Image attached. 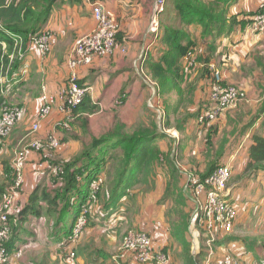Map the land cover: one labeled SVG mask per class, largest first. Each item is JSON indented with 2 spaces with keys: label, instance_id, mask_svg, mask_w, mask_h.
Instances as JSON below:
<instances>
[{
  "label": "crops",
  "instance_id": "0c3cea01",
  "mask_svg": "<svg viewBox=\"0 0 264 264\" xmlns=\"http://www.w3.org/2000/svg\"><path fill=\"white\" fill-rule=\"evenodd\" d=\"M260 1L239 0L236 6L233 7L235 11L231 12L237 15L255 12L259 7H256V5ZM99 2H102L105 9L117 17L122 26L119 34L121 40L118 38V47L113 56L95 58L92 64L80 67L77 70L79 83L91 89L88 96L93 104L100 108L99 112L89 116L85 122H75L76 118L73 119L70 122L71 130L65 133V129L62 126L70 118L69 114L63 109L62 96L69 86L71 74L68 67V57L75 41L79 37L92 33L97 27L93 14L92 0H63L58 2L50 12L46 22L42 25L43 30H49L56 36V41L50 54L47 57H43L37 51H28L22 57H18L20 64L15 71L17 79L14 89L9 94L10 101L13 104V101H17L15 105H21L26 112L25 117L20 121H23L20 128L29 129L31 123L38 120V100H40L44 89L46 90V94L54 101L53 111L47 119L41 121L38 137L46 139L50 135H56L59 140L65 141L64 150L61 153L57 151L58 153L55 154L61 155V158L66 162L75 160L85 151L93 138L105 135L117 124L126 125L128 131L133 133L138 126L156 122L159 125V131L163 132L159 123L160 117L153 116L151 111L149 113L148 109L150 110V108L147 104L148 78L157 87L158 83L151 78L148 70L145 67L142 68L141 65V62H143L142 56L146 59L149 50L152 48L149 25L153 11V1L100 0ZM187 30L192 37L195 38L197 36L201 40L202 32L198 27L191 26ZM249 32L251 33L250 30H248ZM242 35H244V31L240 26L230 36L217 39L216 42L214 41L215 47L212 55H210L212 60H214L215 52L217 51L222 58L223 63L219 65L225 73V78L229 81L232 80L233 83L245 84L244 86L249 90L254 105L259 110L260 103L264 98V89H262L264 80L260 77L261 73L259 71L251 73L250 69L253 65H248V63L238 64L235 61L238 49L241 48L239 46L242 45ZM122 47H126V53L122 51ZM200 49L203 52L197 53L198 58L206 53L204 47H200ZM194 64L192 71L189 70L187 60L183 61V65L188 68L186 70L188 82L196 85L194 101L198 104H203L206 101L208 102L210 96V73L205 68L203 60L198 59ZM177 99L178 97H175L176 101ZM170 122L174 123L172 117ZM192 124L184 132H179L176 128L169 129V132H175V134H170L167 131L169 139H158L155 145L171 161H174L177 156H181V158H176V162L181 160V163L186 162V165L182 163L185 166L207 173L209 170V165L207 164L211 159L207 160L204 156L207 150L203 136L204 132L201 134L200 131H196L194 128L195 124L193 122ZM225 125L226 123L224 127ZM254 135L264 136V115L254 126L248 129L239 144H235L230 148L227 146L224 153L220 157L218 156L221 158L220 165H229L233 170L229 190L232 197L239 203L240 215L234 231L239 237L248 236L237 234V228L251 230V224L257 230L264 226V172L248 180L241 181V179H237L249 160L248 150ZM111 146L112 144H109L108 148L111 149ZM212 155L213 158L216 157L213 152ZM164 156L162 160L165 159ZM38 159V154L33 152L29 164L33 160L35 162L38 161ZM83 160L84 162L79 163L78 168L89 164L87 157L83 158ZM29 164L25 171V184L29 185L26 189L27 194L32 193V190L41 185L43 180L42 177L37 174L38 177H36L31 172ZM107 168L105 166L101 174H106L108 177L111 174L104 172L105 170L107 171ZM173 171L166 161H162L160 166L157 167L155 175L149 178V182L142 181L140 184H135L128 195L120 201L118 208L108 209L109 218L107 213L106 217L104 212L99 213L96 219L93 220L96 225L95 228L90 226L83 234V239L80 242L83 248L87 250L78 256L77 264H89V262L96 260L98 251H100V258L96 264H117L113 259L119 252L123 237L127 233L126 229L146 231L152 237L154 246L158 251L166 250V252H170L177 249L179 245H182L183 250L185 248L183 242L173 236L175 227L173 224L169 225L167 210L177 205V201L181 199L185 200V204L187 202L186 205L188 207H193V205L184 191L186 179L180 171H177V173ZM88 175L89 172L86 169L85 174L81 178L85 179ZM45 182L50 184L46 179L44 180ZM88 185V182H83L77 187L80 190L87 188ZM141 186L142 188H139ZM25 200L26 197L24 198V195L21 196V201ZM246 202L249 203L248 208L247 206L245 207ZM185 209L188 213L187 207ZM74 215L75 213L71 215L70 223H72ZM176 222H181L180 216ZM15 225L19 226L17 227L20 232L19 238L22 240L33 238L36 241V246L30 247L33 253L40 254L47 250L53 258L61 257L54 242L49 244L43 242V238H45L42 235L43 229L35 220L33 221L30 218L28 224L15 223ZM115 227L116 229L114 230ZM28 233L31 235L27 237ZM233 234L220 240L219 247L223 250V253L238 260L240 264L262 263V258L264 257V235L249 236L257 241L256 251L253 252L247 250L241 242H226L227 238L233 236ZM184 238L187 242H190L192 253L193 239L190 232V223ZM21 239L16 244L20 243ZM125 264L140 263L134 257H130Z\"/></svg>",
  "mask_w": 264,
  "mask_h": 264
},
{
  "label": "trees",
  "instance_id": "16d2710c",
  "mask_svg": "<svg viewBox=\"0 0 264 264\" xmlns=\"http://www.w3.org/2000/svg\"><path fill=\"white\" fill-rule=\"evenodd\" d=\"M59 1L62 2L63 0H0V78H8L11 80L16 76L15 71L18 69L20 61L18 62V59H9V55L14 50L17 52L19 50V48H16V38H23L24 45L22 50H26L28 48V38L33 34L44 31L42 25L46 22L50 12ZM93 1L95 2L96 0ZM238 2L239 0H168L166 10L161 15V35L157 40H154V37L150 36L152 39L150 43L152 44V48L147 54L148 56L144 61V65L141 62L142 68L145 67L151 78L158 83L156 89L157 101L150 108V111L153 116L160 117V124L163 125L162 122H165V126H163L165 132L159 131V125L156 122L138 126L134 129L135 131L133 133L128 131L126 125L117 124L105 135L93 138L85 151L75 160L66 162L62 159L63 162L57 164L64 167L65 170V174L62 176V182L55 177L53 180L51 179V183L49 180L50 184H46L43 179L41 185L35 187L30 194L26 192L29 185L24 184L22 196L24 195V198L26 197V202L21 201L19 211L15 216L11 217V233L5 243L8 253L14 255L22 251L23 257L20 260L12 258L6 264H77L78 256L87 250L83 248L80 242L83 239V235L78 239L73 237L74 226L80 216L78 210L79 205H86L89 208L87 228L90 226L91 228H95L96 225L93 220L96 219L97 215L104 212L105 217L107 213L109 218L110 214L108 209L118 208L121 203L120 201L128 195L135 184H140L142 181L149 182V178L155 175L157 167L160 166L162 161H166L171 167V170H174L173 172L177 173V171H180L175 162L173 160L172 162L168 157L164 156L158 146L155 145L158 139H169L167 130L171 128H176L179 132H184L188 127L193 125V122L196 131H200L201 134L204 132L203 136L207 149L204 156L207 160L211 159L207 164L209 165V170L205 173L190 167L191 170L196 171L204 178L209 176L217 167L221 166V158L219 157L224 153L225 148L239 144L248 129L254 126L264 115L263 98L259 110L253 116L251 115L252 117L247 123L243 124L242 121L238 122L233 117L235 113L242 110L240 109L242 103L232 109L235 110L233 115L230 112L232 110H228L222 114L215 121L217 124L215 122V124H212L209 121L204 123L199 122L201 115L212 107L211 94L213 92L214 79L209 65L213 62L211 55L215 47L214 41L216 42L217 39L230 36L240 26L244 32L249 29L252 31L250 25L252 19L250 18L255 16L260 9L248 14L241 13L230 16L232 7ZM169 9L171 10V17L166 22L167 24H164V19ZM191 26L198 27L201 30L200 43L189 34L187 29ZM201 43L206 45L205 47L208 48V52L198 58L197 53L200 47H202L200 46ZM189 56L192 57L189 58ZM192 58L195 60L194 63L198 59L203 60L205 68L210 73V96L208 102L206 101L203 104H198L194 101L196 85L188 82V77L186 76V70L188 68L183 65V61L187 60L189 70L193 71L195 64L190 62V60H193ZM255 61L256 64L250 71L253 73L259 70L261 73L260 77L264 80V60L255 57ZM4 88L5 85L0 83V91H3ZM171 94L173 98L170 99L169 96ZM88 95L89 93L86 95L82 104L73 111L72 116L74 119L76 118L75 122H85L89 116L97 114L100 110L97 105L93 104ZM175 97H178V99L173 106L172 102H174ZM1 98L2 100L0 99V101L3 103L4 96ZM4 102L6 103L5 98ZM171 117L174 119V123L170 122ZM230 117H232L230 120L234 128L232 132L233 140L228 137L223 138V133L221 132L224 124H228ZM218 134H221L220 138H218ZM61 142L65 145V141L61 140ZM109 144H112L111 149L108 148ZM213 145H215V149H213ZM105 148L106 150H104ZM212 152L213 154L215 153V158H213ZM48 153L55 154L58 152L42 151L38 155V158L42 159L43 155H48ZM248 154L249 160L241 175L237 177L241 181L248 180L264 172V136H252V143L249 147ZM163 156L165 157L164 160H162ZM85 157H87L89 164L78 168L79 163L84 162L83 158ZM49 158H52V156L49 155ZM93 165L95 166L92 167ZM105 166L108 167L107 173L110 170L109 174L111 175L110 178L107 177L105 180L100 192L93 194L89 185L83 191L78 189V178L85 174L86 169H88L89 175L85 179H87L86 181L89 184L95 177H105L101 174ZM11 171V167L6 171L8 186L0 185V202L13 184L12 176L10 177ZM48 174V171H46L45 175ZM186 204L184 199L177 201V205L182 208L181 211L179 210L180 213H178L181 222L174 225L173 236L183 242V246L185 247L183 257L187 260V264H200V261L191 253L190 242H187L184 238L188 231L193 211V207H188ZM185 207H187L188 213L184 211ZM73 213L75 215L69 226L67 225V217ZM30 218L33 221L35 220L43 229L42 235L45 237L43 238V242L46 244L54 242L58 247L61 257L55 259L47 250L40 254L33 253L30 247L36 246V241L33 238L24 240L19 238L20 232L17 229L19 226H16L15 223H22V225L25 223L28 224ZM66 226H68V230ZM137 231L146 232L138 229ZM29 235L31 234L28 233L27 237ZM20 239L22 241L16 244ZM230 241L243 243L249 251L254 252L257 248L255 238L233 235L228 237L226 242ZM155 250L158 251L156 248ZM72 252L76 255L74 259L71 258ZM163 252H166V250ZM99 254L100 251L96 254V260L89 262V264H96L100 258ZM27 258L28 260L26 261ZM262 260L260 264H264V257Z\"/></svg>",
  "mask_w": 264,
  "mask_h": 264
},
{
  "label": "built area",
  "instance_id": "2783aa9c",
  "mask_svg": "<svg viewBox=\"0 0 264 264\" xmlns=\"http://www.w3.org/2000/svg\"><path fill=\"white\" fill-rule=\"evenodd\" d=\"M153 1V11L149 25V34L157 40L162 32L161 15L165 12L168 0H143ZM94 18L97 22L96 29L85 36L79 37L68 57L70 68L69 86L64 91L62 99L64 110L69 114V120L65 126L68 127L73 118V111L82 104L90 88L79 84L77 70L80 67L93 63L95 58H107L114 55L118 47V35L121 31V23L110 11H107L102 2H92ZM259 11V12H258ZM253 16L251 29L254 33L264 32V0H261L260 9ZM15 37V36H12ZM56 41V36L49 30L40 31L28 38L27 49L22 50L23 38H16V48L9 55L10 60L22 57L28 51H37L41 56L47 57ZM126 53V47H122ZM199 52H203L199 49ZM144 62V56H142ZM192 56H189V58ZM189 58H187L189 60ZM193 59V58H192ZM194 59L190 62L194 64ZM214 84L211 94L212 107L205 111L199 118L200 123L206 121L215 122L219 117L238 107L246 98L245 90L233 85L224 86L223 75L217 64L212 62L209 65ZM16 76L9 80L0 78V83L5 85L2 95L6 99V105L2 108L0 119V143L8 138L23 119L25 112L19 105H9V94L15 87ZM54 101L46 94L44 89L38 104V120L32 125L30 133L33 138L22 146L15 156L11 166V179L13 184L6 196L0 202V264L8 263L12 258H22L23 252L19 251L14 255L7 252L5 243L11 233V217L19 211L21 205L22 189L25 184V171L30 162L33 152L38 155L42 151H63L65 145L56 135H50L46 139L38 137L41 129V121L47 119L53 111ZM1 150V148H0ZM181 174L186 179L184 191L191 200L193 211L190 219V232L193 239L192 253L200 261V264H240V262L228 254L223 253L219 247L223 237L234 233L240 211L239 203L232 197L229 190V183L233 177L232 167L221 165L209 176L202 178L196 171L176 162ZM34 170L38 174H45L48 171L50 183L57 177L62 182L65 174L61 165H49L39 158L34 162ZM36 173V174H37ZM52 179V180H51ZM87 182L83 177L78 178V185ZM105 179L95 177L89 183L93 194L101 191ZM55 186V185H54ZM80 216L74 226L73 237L78 239L87 228L89 208L86 205L80 206ZM221 252V253H220ZM131 256L135 257L140 264H171L169 256L163 251H156L152 237L142 231L130 230L123 237L119 252L115 255L114 261L117 264H124ZM76 257L71 253V258Z\"/></svg>",
  "mask_w": 264,
  "mask_h": 264
},
{
  "label": "rangeland",
  "instance_id": "374dc122",
  "mask_svg": "<svg viewBox=\"0 0 264 264\" xmlns=\"http://www.w3.org/2000/svg\"><path fill=\"white\" fill-rule=\"evenodd\" d=\"M260 5H261V1L257 3L256 7L259 6L257 9L260 8ZM232 9H233V7H232ZM232 9H231V11H235L234 10L235 8L233 10ZM231 11H230V16L237 15V14H233ZM170 14H171V10L169 9V12H167V15L164 19V24H167L166 22L169 21V19L171 17ZM150 18H151V16H150ZM249 33L247 31V33L244 32V35H242V37H241V44L242 45L239 46L241 48L238 49V54L235 57L236 58L235 61L238 64L248 63V65L254 66L256 64L254 57L262 58L264 60V32L254 33L251 31V33L250 34ZM195 38L200 43L201 40L197 36ZM234 45L236 46V44H234ZM200 46L204 47L206 53L208 52V48L205 47L206 45L204 43H201ZM215 54H216L215 59L212 61L215 64H217V66L219 67V69L222 72V75L224 78L223 85L224 86L233 85V86H236V87H239V88L245 90V94H246L245 98L246 99L240 105V109H242V110H240L238 113H235V110H232L230 112L232 115L235 113V116H233V117L236 118V120L238 122L242 121L243 124L247 123L251 119V117L254 115V113L256 111H258V109L256 108V106L253 103V100L250 96L249 90L246 89V87L244 86L245 84L241 85V84H239V82L233 83L232 80H230L231 81L230 82L229 80H227L225 78V73H224L223 69L219 66L220 63H223L222 58L220 55H218L217 51L215 52ZM257 71H259V70H257ZM239 81H241V80H239ZM149 83H150V86H149ZM147 86L149 88V90L147 92V104H148V107L151 108L155 105V103L157 101V98H156L157 85L153 84L152 81L148 78ZM1 97H3V96H2L1 91H0V99L2 100ZM169 98L170 99L173 98L172 94L169 96ZM173 101L174 102H172V105L174 106L177 101L175 99ZM13 102H14V104H17L16 103L17 101L16 102L13 101ZM5 105H6V103L4 102V98H3V103H2V101H0V119H1V115H2V108ZM9 105H13L10 102V100H9ZM182 110H183V108H182ZM148 112L150 113L149 109H148ZM247 112H250V113H247ZM231 118L232 117L229 118V122H228V124L226 123V125L224 127L225 130L222 133H223V138L228 137V138H231L233 140L232 132L234 131V128H233V124L230 120ZM22 122H19L16 125V127L13 129V131L11 132L10 136L8 138H6L4 141H2V143H0V148H1V150H0V185H7L8 186V182H7L8 178L6 177L7 169L12 166V163H13L15 156L17 155L18 151L22 148V146L25 145L26 143H28L31 138H33V136L30 133V129H31L32 125L34 124V122L31 123L29 129L25 128L26 130L20 128V125L22 124ZM162 123H163V125L160 124V126L162 127L161 128L162 131L165 132L163 129V126H165V122H162ZM210 123L215 124L216 122L215 123L210 122ZM65 124H66V122L63 123L62 127L65 129V133H67V131L71 130V128H70V125L68 127H66ZM220 127H221V125H220ZM167 131L169 132V130H167ZM169 133L175 134V132H171V131ZM220 137H221V134H218V138H220ZM172 147H173V144H172ZM213 149H215V145H213ZM49 155H51L52 158H49ZM45 157H47V158L45 159ZM176 158H181V156H177ZM176 158L174 160L175 162H176ZM33 162H34V160H33ZM33 162H31L29 165L31 166V172L34 175H36L37 172L33 168L34 167ZM42 162H44L45 164H49V165H56V164H59V162H63V160L61 158V155H59V154L55 155L54 153H48V155H45V156L43 155ZM182 163H184L186 165V162H182ZM104 172L106 173L107 171H104ZM109 172H110V170H109ZM45 174H38L37 173L38 176L42 177L44 180L46 179L49 181L51 176L49 174L48 175H45ZM37 175H36V177H38ZM104 176L107 179V175L104 174ZM108 178H110V175L108 176ZM9 185H11V184H9ZM85 188L80 189V191H83ZM139 188H142V186ZM181 190H183V188H181ZM250 196H251V193H250ZM128 204H129V202H128ZM248 204L249 203L246 202L245 207L247 206V208H248L249 207ZM79 208H80V205L78 207V210H79ZM181 209L182 208H180L178 205H174L173 208H168L167 215L169 217L168 218L169 225H171V224L176 225L177 224L176 221H177L178 217L180 216L178 213H179V210L181 211ZM184 211L186 212L185 208H184ZM182 216L184 217V215H182ZM70 222H71V215L69 214L67 217V225H70ZM261 227L262 228L255 230L254 226H252L250 224L251 230L250 229L245 230V229L237 228L236 232L239 235L248 236V237L252 236V235H264V228H263L264 226H261ZM66 229L67 230L69 229L68 226H66ZM130 230L126 229L127 232ZM132 230H135V229H132ZM258 232H260V234H258ZM170 233L172 235V231ZM233 235H236V234L234 233ZM178 242L180 244H182L180 241H178ZM173 243H174V241H173ZM174 245H175V243H174ZM184 251H185V248H183V250H182V245H179L177 249L170 251V252L168 251L165 253L169 256L171 264H187V260L183 257ZM17 259L20 260L22 258H17ZM72 263H74V261H72Z\"/></svg>",
  "mask_w": 264,
  "mask_h": 264
},
{
  "label": "clouds",
  "instance_id": "9594fccd",
  "mask_svg": "<svg viewBox=\"0 0 264 264\" xmlns=\"http://www.w3.org/2000/svg\"><path fill=\"white\" fill-rule=\"evenodd\" d=\"M92 2H94V1L92 0ZM16 78H17V77H16ZM69 80H70V78H69ZM79 84H80V83H79ZM80 85H81V84H80ZM84 86H85V85H84ZM86 87H87V86H86ZM13 89H14V87H13ZM13 89H12V90H13ZM38 104H39V100H38ZM19 106L21 107V105H19ZM22 109H23V107H22ZM23 110H24V109H23ZM24 112H25V111H24ZM25 115H26V112H25ZM25 115H24V117H25ZM24 117H23V118H24ZM38 118H39V117H38ZM34 123H35V122H34ZM38 135H39V134H38ZM79 211H80V208H79Z\"/></svg>",
  "mask_w": 264,
  "mask_h": 264
}]
</instances>
